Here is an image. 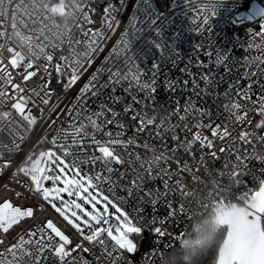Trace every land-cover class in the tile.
<instances>
[{
    "label": "snow or ice",
    "instance_id": "6c2138e0",
    "mask_svg": "<svg viewBox=\"0 0 264 264\" xmlns=\"http://www.w3.org/2000/svg\"><path fill=\"white\" fill-rule=\"evenodd\" d=\"M56 4L0 20V264H156L205 176L247 189L215 264H264V0Z\"/></svg>",
    "mask_w": 264,
    "mask_h": 264
},
{
    "label": "built area",
    "instance_id": "2783aa9c",
    "mask_svg": "<svg viewBox=\"0 0 264 264\" xmlns=\"http://www.w3.org/2000/svg\"><path fill=\"white\" fill-rule=\"evenodd\" d=\"M69 5L71 0H68ZM35 11L37 20L40 17H44L45 21L49 24L55 25L52 28V32H61L66 36H70L72 32H75V29L72 27L74 21L72 20L73 9L71 7L67 8V13L64 15H53L51 10H55L57 13L62 12L63 10L56 4V0H0V20H3L5 29L8 28V25L11 23L12 18L18 17L25 12ZM215 26V25H214ZM42 25L37 23L34 28V32L40 34L42 32ZM239 27V25H237ZM219 31V28H217ZM227 31L231 32L232 27L229 26ZM239 35L244 37L243 26L238 28ZM28 33L25 32V35ZM49 39L52 43H58L57 39L54 36H50ZM75 39H83V36L76 32ZM33 41H36L35 36ZM48 43V41H44ZM258 42V41H257ZM7 43V41H5ZM46 51H54L51 47L46 48ZM59 51V49H55ZM239 56L251 55L257 56L260 53L253 50L251 53H245L243 49H240L237 53ZM175 123V121H173ZM195 130V129H194ZM205 135L208 133L205 132ZM181 135H183L181 133ZM158 143V142H157ZM186 189L188 190L187 197L177 196V201H180L184 205V210L187 219L184 220L182 217H176V219L168 224V228L171 234H167L159 238L158 248L164 250L163 259L156 261V264H171L167 259L168 254L179 245L182 244L185 236L187 234V227L198 220H201L210 210L217 207H227V206H242V202L237 200L235 197L239 196L242 192L246 191L245 188H240L238 191L235 190L230 184L224 183V181L213 183L211 182L210 176H205L203 180L186 181ZM248 187H252L249 183ZM179 207V203H177ZM128 211L131 212V208H128ZM184 232L183 238H179V234ZM153 240H156L153 237ZM165 245H170V247L165 248ZM147 249H142V252Z\"/></svg>",
    "mask_w": 264,
    "mask_h": 264
},
{
    "label": "trees",
    "instance_id": "16d2710c",
    "mask_svg": "<svg viewBox=\"0 0 264 264\" xmlns=\"http://www.w3.org/2000/svg\"><path fill=\"white\" fill-rule=\"evenodd\" d=\"M220 208H213L187 227L182 244L167 256L171 264H215L216 250L223 237V228L215 222Z\"/></svg>",
    "mask_w": 264,
    "mask_h": 264
},
{
    "label": "water",
    "instance_id": "95a60500",
    "mask_svg": "<svg viewBox=\"0 0 264 264\" xmlns=\"http://www.w3.org/2000/svg\"><path fill=\"white\" fill-rule=\"evenodd\" d=\"M235 207H237V206H234L233 208H235ZM216 218V217H215ZM218 224V223H217ZM221 227V226H220ZM222 243V242H221ZM221 246V244L219 245V247Z\"/></svg>",
    "mask_w": 264,
    "mask_h": 264
},
{
    "label": "flooded vegetation",
    "instance_id": "af4514ba",
    "mask_svg": "<svg viewBox=\"0 0 264 264\" xmlns=\"http://www.w3.org/2000/svg\"><path fill=\"white\" fill-rule=\"evenodd\" d=\"M219 225V224H218ZM220 226V225H219Z\"/></svg>",
    "mask_w": 264,
    "mask_h": 264
}]
</instances>
